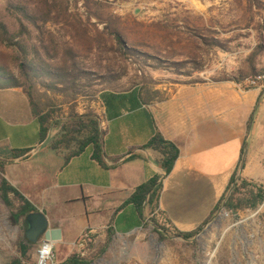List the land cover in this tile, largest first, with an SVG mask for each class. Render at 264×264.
Listing matches in <instances>:
<instances>
[{
    "label": "crops",
    "instance_id": "crops-1",
    "mask_svg": "<svg viewBox=\"0 0 264 264\" xmlns=\"http://www.w3.org/2000/svg\"><path fill=\"white\" fill-rule=\"evenodd\" d=\"M96 109L104 166L93 160L91 148L66 161L64 153L50 149V133L40 142V125L23 90L0 89V164L10 162L9 175L5 174L11 186H24L28 202L47 217L51 228L45 240L54 245L74 246L85 231L95 239L97 250L103 245L104 250L111 248V238L126 239L127 244L131 238L138 241L150 215L147 209L140 214L125 203L137 187L155 176L162 182L156 216L180 233L205 226L233 177L232 187L246 181L264 190L263 86L241 88L231 82L139 85L103 91ZM158 133L179 150L168 176L158 167V154L144 149ZM41 158L56 167L52 184L48 178L41 179L47 172L45 165L40 172L30 166ZM32 184H42L36 195L30 193ZM28 196L42 198L41 207ZM243 225L245 234L255 228L251 220ZM236 227H229L226 234L230 242L235 239L239 252L227 254L230 245L210 243L209 249H217V263L236 260L245 264L246 246L237 242ZM172 240L195 246L197 252L192 251L185 261L154 259L150 264H199L203 260L201 240L176 236Z\"/></svg>",
    "mask_w": 264,
    "mask_h": 264
},
{
    "label": "trees",
    "instance_id": "trees-1",
    "mask_svg": "<svg viewBox=\"0 0 264 264\" xmlns=\"http://www.w3.org/2000/svg\"><path fill=\"white\" fill-rule=\"evenodd\" d=\"M247 1L251 14L254 7L264 10V3L260 0ZM5 3L6 11L15 18L18 26L17 32H12L0 21V43L15 54L12 67L0 65V89L23 90L40 125V142L48 138L52 129H59L57 137L50 142L49 147L56 152H69L65 157L66 161L91 148L93 160L104 166L99 118L92 113L76 114L75 103L79 98H97L103 91L116 88L125 77V72L113 62L116 55L143 63L152 60L156 63L155 67L176 72L188 66L195 71L201 68L196 58L171 62L138 51L128 41L122 29V18L113 13L108 0H5ZM79 4L84 9V14L78 12ZM72 5L74 11L71 10ZM47 25L59 28L60 39L45 29ZM260 28L264 29L262 25ZM197 35L200 36L199 33ZM215 35L208 31L207 36L200 37L201 44L208 49L220 48L227 51V43L221 42ZM262 54L264 34L261 36L260 32L255 53L248 58L249 74L254 77L264 76V69L259 70L254 65L257 57ZM89 56H95L93 62H88ZM244 77L241 71L238 76L216 82L239 83ZM194 83L197 82L187 84ZM50 94L63 99L62 102L70 106L68 117L62 118L60 108L57 109L62 104L57 105L49 98ZM144 149L158 154L157 164L165 172V176L172 172L179 157V150L173 143L158 133ZM233 183L234 177L206 223L222 205L232 214H236L240 210H254L264 202L263 189L246 181H239L232 187ZM231 189L232 192L227 198ZM161 190L162 182L155 176L137 187L125 204H132L140 214L147 209L150 220L163 231L158 232L161 239H165L164 233L184 239L194 238L202 228L197 232L180 233L169 228L164 220L162 224L157 218ZM0 199L11 211V218L16 224L25 221L27 215L37 211L33 204L25 200L5 180L1 181ZM15 202H18V206ZM35 247L36 245L28 241L18 240V255L11 264L30 263ZM57 264H87V261L71 254Z\"/></svg>",
    "mask_w": 264,
    "mask_h": 264
},
{
    "label": "rangeland",
    "instance_id": "rangeland-1",
    "mask_svg": "<svg viewBox=\"0 0 264 264\" xmlns=\"http://www.w3.org/2000/svg\"><path fill=\"white\" fill-rule=\"evenodd\" d=\"M260 1L264 3V0ZM108 2L113 13L122 18L123 32L130 44L138 51L171 62H182L196 58L201 64V68L198 71L188 66L186 69L176 72L168 68L155 67L156 63L152 60L148 61V63H143L135 59L126 60L116 55L113 62L116 67L125 72V77L113 89L124 90L137 84L154 88L158 85L173 83H214L224 78L238 76V72L241 71L245 75L244 79L239 83L230 81L231 83L239 85L241 88L264 87V76H261V79H255L256 77L249 74L248 61V58L255 53V46L259 44L260 32L261 36L264 34V29L260 28L261 25L264 27V10L254 7L253 14H251L248 11L249 4L247 0H108ZM77 8L80 14H84L81 4ZM71 10H75L73 5ZM0 21L5 23L10 31L17 32L18 24L15 18L6 11L5 0H0ZM45 29L55 34L57 39H60L59 28L47 25ZM99 29H102V26H99ZM208 31L216 34V38L221 42L227 43L228 50L220 48L208 49L202 45L200 37L207 36ZM198 33L200 34L199 37ZM14 55L12 50L0 43V65L12 67ZM94 59L95 56H89L88 62H93ZM254 65L259 70L264 69V54L257 57ZM253 81L255 82L254 85L252 84ZM219 86L230 87L229 84H220ZM48 96L57 105L62 104L57 107V109L60 108L62 118L68 117L71 112L70 106L64 104L61 98L54 97L51 94ZM96 99L91 97L79 98L75 103V113L78 115L92 113L98 116ZM58 133L59 129L50 131V142L57 137ZM61 153H64L65 157L69 154L67 151ZM41 159L45 160L44 158ZM43 160L37 161L36 164H30V166L34 165L40 172L42 171L41 165H45L47 172L41 179L48 178V182L52 184L56 167L52 162ZM8 164H0V186L2 180L9 183L6 177V174L9 175ZM9 185L11 186L10 183ZM41 187L42 184L40 186H31V195L38 194L37 190L41 189ZM15 189L27 200L24 194L26 192L24 186H19ZM231 192L232 189L227 198ZM28 197L37 207H41L42 198H38L39 196ZM15 204L18 206V202H15ZM262 206V213L255 219V222H252L256 226L255 231L258 238V240L255 238L253 243L254 248H257L258 264H264V254L261 249L264 246L260 244L264 242V202L256 209ZM249 210L253 211V209L240 210L242 213L240 216L247 215ZM238 212L232 214L223 205L220 206L209 222L208 236L205 240L200 241V248L203 247L205 249L210 246V243L219 242L222 232H224L222 245L224 242L226 247L230 245V249L225 250L227 254L230 251H233V253L239 252L238 245L236 248L234 243L235 239L230 242L229 233L226 234L229 227L238 225L236 227L238 228L236 233L238 239L236 240L237 242L240 240V243L244 245V240L240 237V233H244L246 230H244L243 224H239L241 217ZM159 220L164 224L162 219L159 218ZM49 228H51L50 223ZM25 229L24 220L16 224L11 218V211L0 199V264H11L12 260L18 255V240L27 241ZM158 232L163 233L150 220L149 223L144 224V236L138 241L136 238H131L129 239V244H127L125 242L126 239L117 240L111 238L108 244L112 247L105 250L103 249L104 245L100 250H97L95 248V239H91L89 235V239L83 248L75 245L68 247L55 245V260L60 262L69 255L76 254L80 258L85 259L87 264H150L154 259L159 263L163 259H165L164 261L170 259L173 261L177 258V260L185 261L187 256H192V251L197 252L195 246L187 247L185 242L173 241L172 238L174 236L172 237V235L169 236V234L164 233L165 239H161ZM249 233L246 234L248 235ZM245 237L247 236L245 235ZM81 238H78L77 244L81 241ZM45 239L46 236H42L39 239L28 264H36V251ZM123 242L125 244H122ZM201 251L200 249L199 252ZM227 254L224 255L227 256ZM247 260V257L244 258V261Z\"/></svg>",
    "mask_w": 264,
    "mask_h": 264
},
{
    "label": "built area",
    "instance_id": "built-area-1",
    "mask_svg": "<svg viewBox=\"0 0 264 264\" xmlns=\"http://www.w3.org/2000/svg\"><path fill=\"white\" fill-rule=\"evenodd\" d=\"M262 77H256L255 79H261ZM252 84L254 85L255 82L253 81ZM254 88V87H253ZM262 208L256 209V210H249L247 211V217L240 219L239 224H243L244 222H247L251 220V222H255L254 220L259 217V215L262 213ZM227 216V214H226ZM211 221V220H210ZM209 221V222H210ZM209 222L205 224V226L197 233V235L192 238V240H201L200 238H204L207 235V231L209 229L208 225ZM255 228L250 232V234H243L240 233V237L244 240V247L246 246V253L245 256H247L248 260L245 262V264H258V256H257V248H254V239L258 240L257 238V232L255 231ZM89 232L86 231L82 234L81 241L75 246L83 248L85 243L89 239ZM245 235L247 237H245ZM184 239V238H182ZM223 237L220 238L219 241L222 242ZM262 246H264V242L260 243ZM243 245V244H242ZM54 248L55 245L52 241L50 240H44L41 242L39 248L36 251V264H57L55 260V255H54ZM207 249V250H206ZM251 249V250H250ZM263 250L264 254V248H261ZM202 252L204 253V256L202 257V261L199 262V264H220L216 262V257H217V249L215 248H201ZM264 258V256H263ZM132 264H138V263H132ZM230 264H243L240 263L236 260L230 262Z\"/></svg>",
    "mask_w": 264,
    "mask_h": 264
},
{
    "label": "water",
    "instance_id": "water-1",
    "mask_svg": "<svg viewBox=\"0 0 264 264\" xmlns=\"http://www.w3.org/2000/svg\"><path fill=\"white\" fill-rule=\"evenodd\" d=\"M24 224L26 227L25 238L32 245H36L39 239L42 236H46L49 231V221L40 211L32 212L27 215Z\"/></svg>",
    "mask_w": 264,
    "mask_h": 264
}]
</instances>
